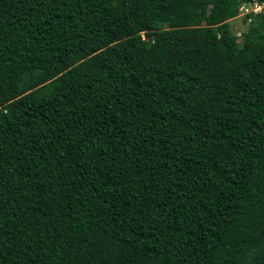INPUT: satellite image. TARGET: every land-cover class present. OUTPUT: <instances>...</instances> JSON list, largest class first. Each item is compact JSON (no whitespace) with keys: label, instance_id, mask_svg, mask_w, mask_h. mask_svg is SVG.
I'll return each instance as SVG.
<instances>
[{"label":"trees","instance_id":"16d2710c","mask_svg":"<svg viewBox=\"0 0 264 264\" xmlns=\"http://www.w3.org/2000/svg\"><path fill=\"white\" fill-rule=\"evenodd\" d=\"M0 0V264H264V0Z\"/></svg>","mask_w":264,"mask_h":264},{"label":"rangeland","instance_id":"374dc122","mask_svg":"<svg viewBox=\"0 0 264 264\" xmlns=\"http://www.w3.org/2000/svg\"><path fill=\"white\" fill-rule=\"evenodd\" d=\"M254 8L253 5H246L241 11L238 10L237 15L228 22L230 32L237 38V43L240 42L242 34L245 33L247 27L253 22L254 15L262 12L261 7L259 10Z\"/></svg>","mask_w":264,"mask_h":264},{"label":"built area","instance_id":"2783aa9c","mask_svg":"<svg viewBox=\"0 0 264 264\" xmlns=\"http://www.w3.org/2000/svg\"><path fill=\"white\" fill-rule=\"evenodd\" d=\"M246 5H253V6L255 7L254 9H257V10L260 9V5L257 4V3L253 0V1L249 2V3H247V4H245V3L241 4V5L238 7V10L241 11ZM254 9H253V10H254ZM258 13H259V12H258ZM260 13H261V12H260Z\"/></svg>","mask_w":264,"mask_h":264}]
</instances>
